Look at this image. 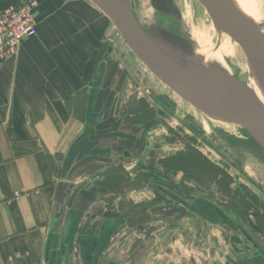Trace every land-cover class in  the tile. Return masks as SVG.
I'll return each instance as SVG.
<instances>
[{
  "label": "crops",
  "instance_id": "1",
  "mask_svg": "<svg viewBox=\"0 0 264 264\" xmlns=\"http://www.w3.org/2000/svg\"><path fill=\"white\" fill-rule=\"evenodd\" d=\"M7 2L0 0V8ZM37 2L35 35L0 58V264H61L65 230L68 264L77 245L85 247L99 225L116 217L99 182L80 194L73 185L60 191L73 164L98 153L103 161L120 146L108 120L125 64L113 44L106 54L110 20L90 0ZM95 210L99 216L87 219Z\"/></svg>",
  "mask_w": 264,
  "mask_h": 264
},
{
  "label": "rangeland",
  "instance_id": "2",
  "mask_svg": "<svg viewBox=\"0 0 264 264\" xmlns=\"http://www.w3.org/2000/svg\"><path fill=\"white\" fill-rule=\"evenodd\" d=\"M17 1L19 0H10L7 5ZM243 1L254 10L252 0ZM256 1L259 5L258 13L261 16L259 23L264 32V0ZM131 2L135 4V14L144 27L150 26L156 29V26H159L174 32H178L174 29V27H178L179 34L193 44V53L199 62L210 67H217L240 82L248 83L249 66L241 49L227 35L214 29L208 15L197 0H177L184 19L183 22L178 23L158 15L150 6L149 0H131ZM113 30L115 28L110 21V31ZM110 41L117 49L115 57L125 64V66L123 65L125 77L124 84L119 90L118 105L109 117L108 123H114L118 118L127 119L128 127L124 126L120 131H132L129 134L131 141L129 144L128 140L121 138L120 146L106 158L103 157V161L101 160L102 156L98 153L73 164L69 168V175L63 180L61 194L64 195L66 191H69L68 189L72 185L75 186L73 193L80 194L84 185L96 184V182L109 191V196L105 199L111 204L110 210L115 211L113 215L115 214L114 220L117 223L109 250L113 252L115 258L121 257L120 264H226L225 255L227 253L239 255L240 250L251 251L252 247L247 245L242 235L234 232L230 226L221 224V213L215 211L216 218L206 221L198 213L187 212L183 206L176 205L171 198L150 187L136 186L132 181L125 183L127 195H129L131 187L132 189L136 188L131 192V200L138 203L139 201H148L155 196L157 203L154 208L148 210L153 216L152 218L143 214L140 223H135L132 220L128 226L124 224L120 210L114 207L115 200L120 208L122 206V200L117 198L121 192V183L114 179L106 178L103 182L98 179L102 174L106 175L119 170L118 166L113 164L121 161V148H130L134 142L133 144L139 146L135 151L137 153L142 147L143 134L151 131L152 128H154V134L150 142L153 159L147 160L146 166L162 170V159L171 153L178 152L184 146L183 142L188 141L231 175L233 179L231 189L243 182L259 197L263 204L264 152L241 127L228 124L221 119L207 117L163 85L135 57L118 33H114ZM151 95L165 97L171 105L172 113L169 110H166L165 114L163 113L162 123H160L162 126L152 124L143 128L142 125H135L134 123L140 122V119L132 121L129 112L136 109V98L145 97L148 99V96ZM126 98L128 103H126ZM185 123L194 127L195 132L187 129ZM170 124L174 127L173 132L168 130ZM115 134V137L111 139L113 143L116 138L128 137L119 132ZM104 143H107V140H104ZM180 154L182 160L178 165L174 164L172 171L166 172L163 169L164 173L173 176L174 181H179L181 174L189 168L191 173H197L198 171L193 169L196 167L194 163H201L200 159L204 157L192 146ZM128 164L130 161L125 163L127 166ZM88 165H90V169L86 168ZM104 166L107 167L95 174L98 172L97 169ZM226 180L228 179L226 178ZM167 186L178 191L171 184L167 183ZM215 187L213 184L212 188L215 189ZM229 189L227 183L220 185L219 190L216 189L218 192L215 194L216 201H226ZM231 196L232 198L225 205L235 208L242 215L247 226L260 236H264L254 221L256 213L259 211L258 202L253 198L245 202L238 200L235 194ZM130 205L132 204L130 203ZM63 207L66 211L69 205L63 204ZM244 207L250 209L247 210ZM137 210L139 208L133 207L127 213L134 216ZM95 212L96 210L86 218L90 220L97 218L99 215ZM251 220L253 224L250 222Z\"/></svg>",
  "mask_w": 264,
  "mask_h": 264
},
{
  "label": "water",
  "instance_id": "3",
  "mask_svg": "<svg viewBox=\"0 0 264 264\" xmlns=\"http://www.w3.org/2000/svg\"><path fill=\"white\" fill-rule=\"evenodd\" d=\"M113 23L135 57L173 93L212 119L241 127L264 152V104L246 85L217 67H205L193 53V44L175 31L144 27L131 0H90ZM217 32L227 35L241 49L264 96V39L232 0H197ZM161 17L182 22L174 0H149ZM112 49L109 43L106 54ZM112 99L110 94L106 106ZM99 131L98 134L106 133ZM87 133L76 139L78 142Z\"/></svg>",
  "mask_w": 264,
  "mask_h": 264
},
{
  "label": "flooded vegetation",
  "instance_id": "4",
  "mask_svg": "<svg viewBox=\"0 0 264 264\" xmlns=\"http://www.w3.org/2000/svg\"><path fill=\"white\" fill-rule=\"evenodd\" d=\"M176 5L179 8L177 0H174ZM180 9V8H179ZM181 10V9H180ZM128 99L126 98V103H128ZM136 109L134 111L129 112L130 119L133 121L134 119H140V122L134 123L135 125H142L143 128H147L152 124H158L162 126V115L166 113V110L170 109V104L168 100L163 97L162 95H151L148 96V99L145 97H137L136 98ZM138 108V109H137ZM128 120H123L122 118H118L115 121L114 128H116V133L119 132L124 134L128 137H120V140H128L130 144V132L123 130L120 131L124 126L128 127ZM168 123H166L167 125ZM187 129L195 132L194 127L185 123ZM169 125V124H168ZM141 127V128H142ZM133 129H135L132 126ZM129 130L131 128H128ZM152 128L151 131H147L143 134L142 137V147L136 153L135 151L138 149V144L130 145L129 147H123L121 149V161L114 162L113 165L118 169L116 172L107 173L106 175H102L101 182H103L106 178L107 179H114L118 180L121 183V192L120 198L122 200V206L119 208L121 212V216L124 220V224L128 226L130 222L135 221V223H140L143 214L152 218L153 216L148 212L150 208H154L157 203V199L155 196L149 199L148 201H137L131 200L132 195L131 192L134 191L136 188L131 186L129 190V195L126 194V184L128 181L133 182L134 185L138 186H147L159 192L173 200L176 205H181L185 208L187 212H194L198 213L203 217L204 220H212L215 219V211L221 213L222 215V225L230 226L234 232L242 235L247 243L248 246L252 247L251 251L247 250H240L239 255H232L228 254L225 255L226 264H264V236H260L257 234L252 228L246 225L244 218L240 213L233 207L227 206L231 195L234 194L237 196L238 200H243L247 202L250 201L252 198L258 202L259 211H257L256 216L254 217V221L257 227L260 230V233L264 235V204L263 202L257 197L255 193L247 185L243 182H240L236 187H232L233 179L231 175L224 170L220 165L215 163L214 161L208 159L205 156V153L200 151V149L193 146V144L188 143V141L183 142L184 146L175 153H171L167 157H164L161 161V167L166 172L172 171L173 167L170 165L165 167L164 164L169 163L176 154L184 153L187 149L192 146L193 149H196L203 157L204 160L208 161L215 167L217 172L214 173H206L203 167L201 166L197 168V166L193 169L198 171L197 173H191L190 168L187 169L185 172L181 174V179L179 181H174L172 175H168L164 173V170H158L155 167L146 166L145 163L147 160H151V142L150 139L152 138L154 131ZM170 132H173L174 127L170 124L168 127ZM134 133L136 131L134 130ZM132 136V135H131ZM128 138V139H127ZM138 138V136H137ZM120 141V142H121ZM97 144L94 143V146ZM127 161H130V164L125 165ZM226 178L229 180H226ZM171 184L175 189L178 191L172 190L165 182ZM223 183H227L229 185V194L226 196V201H216L215 194H218L217 190H219V186ZM213 184L216 186L215 189L212 188ZM217 189V190H216ZM220 192V191H219ZM128 197V198H127ZM130 197V198H129ZM251 198V199H250ZM130 203L132 205H130ZM224 205H223V204ZM142 204H145L142 206ZM139 208L134 216H131L127 213L128 210L132 208ZM249 207V206H248ZM245 208V207H244ZM253 208V207H251ZM247 209V207L245 208ZM250 209V208H249ZM247 209V210H249ZM252 223V220L250 221ZM253 224V223H252ZM117 223L114 219L109 221H105L101 225L98 226L97 229L93 231V233L85 240V247L76 246L74 249V253H72L68 257V264H120L122 260L121 257L117 256L116 258L113 256V252H110L109 245L110 242L115 234ZM67 233L65 230L64 233ZM63 234V242L60 247V253L62 256L61 264H66L65 260V237ZM259 237H257V236ZM126 256V255H125ZM124 256V257H125ZM123 257V259H124Z\"/></svg>",
  "mask_w": 264,
  "mask_h": 264
},
{
  "label": "built area",
  "instance_id": "5",
  "mask_svg": "<svg viewBox=\"0 0 264 264\" xmlns=\"http://www.w3.org/2000/svg\"><path fill=\"white\" fill-rule=\"evenodd\" d=\"M40 19L37 0H19L0 8V58L14 55L24 39L35 35Z\"/></svg>",
  "mask_w": 264,
  "mask_h": 264
},
{
  "label": "bare ground",
  "instance_id": "6",
  "mask_svg": "<svg viewBox=\"0 0 264 264\" xmlns=\"http://www.w3.org/2000/svg\"><path fill=\"white\" fill-rule=\"evenodd\" d=\"M232 2L239 9V11L246 17V19L251 21V23L254 24L253 26L256 28V30L260 33L261 37L264 39V32H263L261 25L259 23L261 16L258 13L259 5H258L257 1L252 0V5H253L254 10H252V8L250 6H248L243 0H232ZM181 14H182V12H181ZM183 21H184V19H183V14H182V22ZM202 65L205 67H210L205 63H202ZM229 77H231V76H229ZM243 84L248 86L257 95V97L261 100V102L264 104V96H263V94H262V92H261V90L257 84V81L254 78V75L252 74L250 68H249L248 83L247 84L243 83Z\"/></svg>",
  "mask_w": 264,
  "mask_h": 264
},
{
  "label": "trees",
  "instance_id": "7",
  "mask_svg": "<svg viewBox=\"0 0 264 264\" xmlns=\"http://www.w3.org/2000/svg\"><path fill=\"white\" fill-rule=\"evenodd\" d=\"M180 155H181L180 153L176 154L171 160H169V163L164 164L165 167H167L169 165L171 167H174V164L178 165L180 163V161L182 160V157ZM200 160H201V163H194L195 166H197V168L198 167L201 168V166H202L206 173H212L213 174L214 171L217 172V170L215 169V167H213V165L211 163L204 160L203 158ZM175 167H177V166H175Z\"/></svg>",
  "mask_w": 264,
  "mask_h": 264
}]
</instances>
